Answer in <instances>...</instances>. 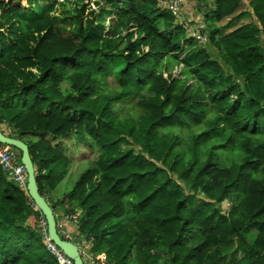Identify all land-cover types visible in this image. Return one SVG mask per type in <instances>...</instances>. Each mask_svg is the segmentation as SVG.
<instances>
[{
	"label": "trees",
	"instance_id": "1",
	"mask_svg": "<svg viewBox=\"0 0 264 264\" xmlns=\"http://www.w3.org/2000/svg\"><path fill=\"white\" fill-rule=\"evenodd\" d=\"M195 2L191 35L156 0H0V131L105 264H264V0ZM34 207L0 166V264H60Z\"/></svg>",
	"mask_w": 264,
	"mask_h": 264
},
{
	"label": "built area",
	"instance_id": "2",
	"mask_svg": "<svg viewBox=\"0 0 264 264\" xmlns=\"http://www.w3.org/2000/svg\"><path fill=\"white\" fill-rule=\"evenodd\" d=\"M160 3V7L167 9L172 13V15L177 16L180 12V7L183 4V0H157ZM179 19L181 18L178 17ZM190 32V29L188 30ZM191 33V35H193ZM202 42L206 41V36H202ZM204 39V41H203ZM0 166L3 172L5 173V176L7 179L14 182L18 187H20L22 190L26 191V184H27V174L24 166L21 164L20 159L17 155V153H14V151L11 150V148L7 145L0 144ZM34 209H36L34 207ZM77 214L69 215L64 217L60 220V224L57 225L58 227H62L65 224L68 223H75V220H77ZM37 225L43 234L44 241L46 243V247L49 251V253L56 256L57 261L60 264H73V262L67 258L47 237V226L46 221L44 218L40 217L37 220ZM59 232H61L65 238L68 239L69 233L63 232L59 229ZM87 249H81V253L84 259V264H105L106 257L104 254H100L99 256L92 257L91 254H86Z\"/></svg>",
	"mask_w": 264,
	"mask_h": 264
},
{
	"label": "water",
	"instance_id": "3",
	"mask_svg": "<svg viewBox=\"0 0 264 264\" xmlns=\"http://www.w3.org/2000/svg\"><path fill=\"white\" fill-rule=\"evenodd\" d=\"M0 144L7 145L20 152V162L24 166L27 174L26 191L37 210L45 218L48 239L67 257L73 264H84V259L79 245L71 239L61 237L55 215L46 199L40 195L36 183L35 169L31 160L27 145L17 139L5 135L0 131Z\"/></svg>",
	"mask_w": 264,
	"mask_h": 264
},
{
	"label": "rangeland",
	"instance_id": "4",
	"mask_svg": "<svg viewBox=\"0 0 264 264\" xmlns=\"http://www.w3.org/2000/svg\"><path fill=\"white\" fill-rule=\"evenodd\" d=\"M157 6L160 7V3L158 1H157ZM91 7H93L92 4H91ZM180 16H181L180 20H182V19L186 20L187 21V25H190L192 27V28H189L190 29V34H191V33H193L195 31V25L194 24L199 22L198 21L199 19L201 20V16L202 15H201V13L199 11V7L197 6V2H195V0H186V2H185V0H183V4L180 7L179 15H177L175 17L177 19ZM104 23H105L106 26L109 24V17L105 18V22ZM207 40H208V37L206 36V41H204V39H203L204 42H203L202 46L207 48L214 57L218 58L216 51L211 46L208 45ZM116 63H117V61L114 63V65ZM111 80H112V76H111ZM263 103H264V100H263ZM125 113H126V109H125ZM1 128L4 129L3 126H1ZM79 151L81 153H79ZM18 152L19 151H17V153ZM65 152L67 154H70L72 157H77V156H75V154H77V153H79V155H81V154L85 155L87 153L86 149L83 146H81V145H79V144H77L75 142L73 143V141L71 142V144L69 143V148H67L65 150ZM89 156L92 157L93 154L90 153ZM76 177H77L76 174L67 175V177L60 183V185L57 187V189L53 192L54 197L60 198L65 192H68L72 188ZM226 207H227V205L225 204L224 208H226ZM248 238L251 239L252 235H250Z\"/></svg>",
	"mask_w": 264,
	"mask_h": 264
},
{
	"label": "crops",
	"instance_id": "5",
	"mask_svg": "<svg viewBox=\"0 0 264 264\" xmlns=\"http://www.w3.org/2000/svg\"><path fill=\"white\" fill-rule=\"evenodd\" d=\"M27 223H28L29 226L34 227L35 224L37 223V220H36V218L33 215H31V216L28 217ZM65 226H66V231L65 232L69 233L68 239H71V240L74 239L73 232L75 231V229L72 227V224L68 223V224H65Z\"/></svg>",
	"mask_w": 264,
	"mask_h": 264
}]
</instances>
